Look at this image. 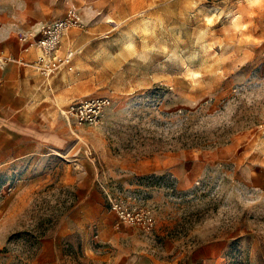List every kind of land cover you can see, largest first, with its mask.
<instances>
[{
    "label": "rangeland",
    "instance_id": "1",
    "mask_svg": "<svg viewBox=\"0 0 264 264\" xmlns=\"http://www.w3.org/2000/svg\"><path fill=\"white\" fill-rule=\"evenodd\" d=\"M69 9L86 31L76 73L53 75L69 93L23 120L40 147L0 173V264H31L93 177L116 220L114 204L152 210L160 251L218 239L196 264H264V0H0V20L19 35ZM95 96L98 125L66 120Z\"/></svg>",
    "mask_w": 264,
    "mask_h": 264
},
{
    "label": "crops",
    "instance_id": "2",
    "mask_svg": "<svg viewBox=\"0 0 264 264\" xmlns=\"http://www.w3.org/2000/svg\"><path fill=\"white\" fill-rule=\"evenodd\" d=\"M74 30L86 32L85 29H69L60 45L62 52L74 51L73 70L54 74L76 73L80 45L76 35H72ZM17 36V24L3 17L0 20V48L5 55L18 61H8L0 66V173L15 177L22 158L40 147L26 139L30 146L24 150L23 120L26 119L28 125L38 124L39 110L52 109L69 93L61 76L46 77L32 66L21 63L34 62L37 50L24 49ZM261 136L263 151L264 137ZM98 183L105 189L102 178L91 179L84 196L61 217L56 229L40 239L31 264H196L200 260L213 261L220 255L223 246L218 239L194 242L188 246L190 249L184 257L180 253L182 248L176 250L167 244L160 251L161 244L152 234L117 224L115 217L104 207ZM6 184L5 181L3 186Z\"/></svg>",
    "mask_w": 264,
    "mask_h": 264
},
{
    "label": "built area",
    "instance_id": "3",
    "mask_svg": "<svg viewBox=\"0 0 264 264\" xmlns=\"http://www.w3.org/2000/svg\"><path fill=\"white\" fill-rule=\"evenodd\" d=\"M72 28L84 29L81 15L75 9H69L63 16L42 25L37 32L20 33L17 39L22 47L37 50V57L34 62H20L32 66L38 73L46 77L61 70H73L74 51L70 49L60 51L63 35ZM8 61L18 60L5 55L0 48V66ZM109 105L110 98L107 96L87 97L72 102L62 112L69 123L77 126H96L99 124L104 110ZM259 130L264 137V115L259 123ZM4 187L11 190L9 183ZM113 209L118 216V225L124 224L134 227L146 235L152 234L156 221L150 208L141 206L122 207L114 204Z\"/></svg>",
    "mask_w": 264,
    "mask_h": 264
}]
</instances>
